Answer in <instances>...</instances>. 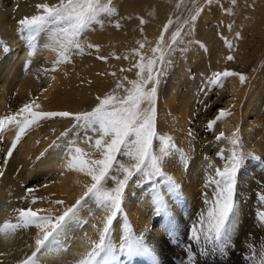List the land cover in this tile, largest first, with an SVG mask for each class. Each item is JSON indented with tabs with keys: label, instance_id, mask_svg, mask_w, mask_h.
<instances>
[{
	"label": "snow or ice",
	"instance_id": "6c2138e0",
	"mask_svg": "<svg viewBox=\"0 0 264 264\" xmlns=\"http://www.w3.org/2000/svg\"><path fill=\"white\" fill-rule=\"evenodd\" d=\"M192 3L195 4L196 0H192ZM205 3L211 4L212 0H205ZM232 3L235 5L236 0H232ZM35 9V14L18 20V32L27 42L30 55L36 53L38 38L41 35L47 36L48 43L45 47L56 53V59L45 72H55L60 65L73 63L75 56L99 53L100 45L86 43L84 37L87 32L95 30V26L103 28L105 19L117 30L122 27L121 19H132L131 16L113 19L119 16L113 0H55L52 3L45 0L36 4ZM202 11L203 8L197 6L187 18L169 17L151 47L150 54L144 51L145 42L137 41L138 47L130 50L134 63L128 69H120L121 72L135 69L136 78L129 80L125 76L117 80L112 91L95 98L97 102L91 110L45 111L37 102L39 98L35 97L16 112L0 117V140L5 132L15 130V138L2 161L5 167L17 145L33 125L40 121L67 120L71 127L61 132L57 140L70 135L74 138L64 145L62 168L68 172L82 174L91 181L85 185V190L74 203L66 204L61 199L50 202L64 209L59 215H53L52 209L16 208L14 211L17 215L13 219L0 223V236L5 239L21 229L35 227L38 230L34 250L24 259L18 260L17 264H42V256L57 250L66 251L61 248V241H66L71 230L82 228L88 223L81 216L85 209L92 213V219L100 225H92L98 231L99 238L90 241V251L76 261V264H119L122 257L154 256V250L145 241L143 234H137L131 228L123 210L125 193L130 182L138 187L148 186L156 215L168 218L165 225L166 234L175 237V225L169 216L166 197L179 199L182 193L181 186L165 167L170 165L173 157L178 155L183 162L186 156L171 135L158 132L156 104L159 86L173 63L172 57L177 52L186 51L187 44L191 43L186 37L191 35ZM137 19L140 32L143 33V25L147 21L142 16ZM227 27L230 30L232 25ZM224 39L228 49L234 51L233 42L228 41L226 37ZM235 39H242L240 32L235 33ZM130 56L125 55L123 59L129 60ZM112 58L121 59L115 54ZM235 58L234 55H228L226 59L233 61ZM96 59L107 63L109 57L97 55ZM107 74L116 76L115 72ZM228 77H238L241 84L248 79L245 74L225 70L214 73L209 84L222 86V81ZM87 83L92 82L89 80ZM231 115L230 110H219L216 117L207 122L206 129L213 131L218 121ZM188 135H192L191 131ZM222 139L229 140L231 152L227 157L224 150L217 153L225 163L222 168L215 169L214 176L209 177L208 184L214 187L212 198H205L207 207L190 228L192 243L187 251L192 252V256L189 258V264H195L196 246L200 247L201 255L210 252L224 253L230 246L239 217L235 188L237 173L245 158L239 129L230 137H225L223 132L215 136L217 142ZM81 143L87 145L90 151L80 147ZM120 157L125 159L121 160ZM4 175L5 173L0 171V177ZM109 181L112 182L111 187L107 186ZM33 191L31 188L26 189L28 194ZM22 199H27V196ZM257 200L259 206L256 217L260 226L264 227V190L257 193ZM36 202L33 197L31 203ZM89 204L95 205L96 210L103 215H95ZM120 217H123V226L120 243L117 245L113 232L114 224ZM249 251L250 261L254 264H264V243L260 244L259 250L250 244ZM6 255L7 253L0 252V257ZM0 264H3L2 260Z\"/></svg>",
	"mask_w": 264,
	"mask_h": 264
},
{
	"label": "bare ground",
	"instance_id": "6f19581e",
	"mask_svg": "<svg viewBox=\"0 0 264 264\" xmlns=\"http://www.w3.org/2000/svg\"><path fill=\"white\" fill-rule=\"evenodd\" d=\"M0 1V17L3 19L0 21V23L7 24L5 23L4 19L5 15H2V12H4L2 10L3 7L8 4L9 0ZM50 1L51 0H48V2ZM240 1L241 0H236V7L229 9V4L227 3L229 0L227 2L225 0H212L211 4H206L205 0H196L195 4L192 3V0H149L146 1V9L140 10L141 8H139L138 11L140 10V12L136 10L137 12L131 14L132 19H121L122 27L119 30L115 29V27L110 24L107 19H105L104 27H100V30L96 29L95 33H91V35L89 33L90 38L88 36L87 37L89 38V43L100 45V54L109 57V60L106 64L95 63V60V62L84 67L79 66V63H77V65L73 68L69 66V64H63L60 65L58 70L55 72H45V69L51 68L53 61L56 59V53L45 47V45L48 43V40H37L38 47L36 49V53L35 55H30V49L25 48L22 42L16 39L17 41L14 42V54L11 55L9 60L6 59L7 61L0 62V66L4 68L0 73V111H2L5 106L3 99L5 90L7 89L9 83L13 81V78L18 75L20 78L22 75H35V73L40 74L39 78L36 75L37 79H39L38 82H36L34 85H30L28 82H26V80L20 85L22 88L21 93L24 95V98L22 103L13 109L14 112H16L23 104L28 103L35 97L39 98L37 102L42 105V108L45 111H75L77 108L79 109L78 101H82V97L74 98L73 96H69L68 91H73V89L81 91L84 88V90H82L84 92L81 95L87 96L88 94L86 93H88V91L90 92L91 89L97 90L98 95H101L104 91H106V93L110 92V90L115 88L117 80L123 79L120 69L123 67L130 68L132 63H134V59H132L130 56V50L132 48L138 47V44L136 43L137 41H144V51L146 54L150 53L151 47H153L155 44V41L168 18H187L192 14L197 6L203 8V11L200 13L197 21L195 22L194 30L192 31L191 35L186 37V40H190L191 43L187 44L186 51L183 53L177 52L174 54L172 57L173 63L169 70L171 72V76L173 75L174 78L181 77L180 79L182 80V76L187 78L190 77V71L193 67L195 68V66H197L196 69H198L202 66L197 70V74H201L202 76V79L199 83L210 88L209 81L212 78V75L215 73L214 70L218 72L234 70L230 67L226 68V66H229L228 64L217 63L219 60L215 62L214 59H217V57L220 59V61L223 59L225 50L224 48L222 49V47H220L218 44V46L216 45L214 48L210 46V42H212V45H214L213 43L216 39L214 37L213 31L208 29V23H211V21L214 20L218 21V19H216L218 17L219 20L222 21L223 27H225V25H232L231 29L227 30L232 32L230 34L231 37L229 35L230 32H228L230 40L234 41L233 38L235 36V32H240L242 38L244 37L243 39L245 40V38L248 37L250 33L247 34L246 32L248 29L243 28V26L251 21V17L245 18L239 13L238 9H241L239 6ZM2 2H5L4 5ZM125 4H127L125 5V8H122L123 5L120 8V6L118 7L117 4H114L117 10H120L119 16L115 17L114 19L128 17L126 16V12L128 10L130 11V9L128 2ZM262 15L263 16H261L259 19L261 21L258 29H262L264 31V13ZM141 16L147 21V23L143 25V33L140 32L139 21L137 19V17ZM262 33L263 34L260 35L258 31L256 32V35L261 37V40L264 39V32ZM254 35L255 34H253V36ZM40 38L47 39V36L41 35ZM202 40H205V43L207 42V45L209 44L210 48L213 49L211 50L214 51V53H211L212 57L208 56L209 54H205L206 56L204 55V49L202 48L203 46L201 47L200 44ZM181 47L184 46L181 45ZM113 54L120 56L121 59L117 60L112 58ZM125 55H129L130 59L124 60L123 57ZM2 67H0V69ZM132 71H134V69ZM132 71L131 73L125 75L130 80H133L132 75L134 72ZM111 72H115L116 76L113 77L107 74ZM98 73H105V75H98ZM53 77H55V79H53ZM89 80L92 82L91 84L87 83ZM263 83V79L260 80L259 77L253 81L250 87H245L242 85L238 77H228L222 81V85H224V89L226 90V101L223 102L221 106L222 109L230 110L232 115L228 116L222 121H218L213 131H205L212 133V140L207 146H205L204 149H202V151L198 150L197 144H195L188 135L190 125V121L186 119L189 113L188 105L183 104L182 106L177 107L181 112L176 117H174L173 111V114L162 111L161 115L158 112L159 117H161L160 119L163 120L161 125H159V128H161L159 130L161 133H169L173 131L176 145L183 150V153L186 156V160L182 162L177 155L170 161V165H167L170 170L168 171L172 173L171 176H173L181 186L182 193L179 199L166 197L169 206V216L173 219L176 235L173 238L166 234L165 225L168 222V218L164 216L158 217L155 214L153 205L151 203V196L148 192L146 193L144 191L146 189L142 187L143 189H138L139 193L136 194V192H132L135 187L129 185L128 192L124 198L123 206H127L128 209L127 211L125 210L126 212L124 213H126L127 221L130 223V226L134 232L137 234H143L145 241L154 250V256L122 257L119 264H184L183 256L180 255L182 252L179 253L178 248L181 246V244H183L181 243V240L190 234V228L195 223L197 215L194 214V212L198 211L197 208L202 206H199L202 201L200 202L198 198H195L197 200H194V203L192 201L193 198L190 199L193 197V192H189L187 189H190L189 186L193 185H187L189 184L188 182L190 180L191 174L192 172H195V174H197L196 172L201 174V172L204 170L203 168L200 170L201 166H199L201 165L202 160L215 161L216 163L220 164V168L224 166L225 161L220 159L217 153L221 150H224V155L227 157L230 155L231 145L227 139H222L219 142L215 140V136L220 132H223L225 137H230L233 132L239 129V136H242L244 142L248 141V144L250 141H253L252 137L254 134L255 136H259L260 128L257 125L262 121V119L261 115L258 114L259 110L256 109V107L259 106L261 101L260 94L263 89ZM31 86H35V89L33 90L34 92L31 91L28 93L31 90L29 89ZM89 87L90 90L87 89ZM175 87L177 88V85ZM175 87L170 86L169 96L165 94L168 96L169 104L175 100ZM44 89H47V91H44ZM101 91L103 92L100 93ZM190 97L191 95H189V98ZM175 102L174 104L177 105ZM171 108L176 109L174 108V105ZM175 112L177 113V110ZM253 114H255L254 117L252 116ZM251 117H253L254 120H250ZM49 121L50 120L47 122ZM42 122L46 121H40L39 123ZM39 123L33 125L17 145L16 150L13 152V156L8 160L11 162V168L8 170L7 166L5 167L2 161L7 153L8 148L15 138V130L10 129L9 131L5 132L3 134V139L0 140V171L5 173L3 177H0V223H3L6 219H13V215H9L11 208H9L10 206L7 207L5 202L6 200H11V196L14 197V192L12 191L11 187L14 186L13 184L17 185V179L15 176L17 175L16 177H18V174H25V176H20L25 182L32 174H34L33 176L36 175L37 177H35L38 180L44 179V184L42 182L43 185L40 187L42 188V191L40 190V192H42L44 200H38V202L33 204V206L27 205V207H33V209H52L53 215H59L64 209L54 206L52 203H50L51 201L61 199L64 200L66 204H72L83 193L85 190V185L91 182L88 177L82 174L68 172L62 168V164L64 163L63 148L68 141H63L64 139L57 140L56 137V139L51 143L47 142L40 145V141L37 140L39 139L37 135L40 134L37 132ZM254 123L257 125H254ZM200 130H204V127L200 126ZM260 145L261 144H259V146ZM45 146L47 147L44 149ZM79 146L84 148L86 151H90L87 145L83 143H81ZM255 146L257 145L255 144ZM263 147L261 146L259 148H261V152H263L262 157L264 160ZM47 148H49V150ZM195 169H197V171ZM194 175L191 177V180L194 179ZM256 178H258V181L255 180V183L250 184V189H255L252 191L254 193L261 190L262 184L264 183V172L262 171ZM7 182L10 183L8 184ZM257 182H259V185H256ZM236 183H238V180ZM191 184H193V182H191ZM205 185H207L208 188ZM205 185L204 186L207 188H205L206 193L208 192L209 196L206 193L205 195L208 199H211L214 187L210 186L208 183ZM200 186L201 188H204L202 184ZM244 186L247 188V190L240 185L235 188V192L237 194L235 195V198L239 208V217L231 236V240L233 242L232 251L235 247L236 252L240 250L241 253H248L250 252V244L254 245L256 249H258L260 244L264 243V227L260 226L259 222H253V219L249 216L248 204L250 201H254V199L257 200V194L254 198L253 194L250 193V190L248 189L249 185L245 182ZM196 190L198 189L196 188ZM187 191L192 194L189 195ZM206 197L203 199L205 200ZM242 204H244V209L246 211L243 209ZM203 205L206 206L205 203ZM89 208L92 209L91 205H89ZM95 215L101 216L103 213L97 210ZM81 216L83 219L87 220L88 223L82 228H74L68 233L66 241H61V248L66 249V251L57 250L53 253L42 256V264H76V261L81 259L88 251H90V241H96L99 238L98 231L92 227L94 223L98 224V222L92 219V213H90L87 209L81 212ZM155 217H157L156 220L158 222L156 224H151L153 220L156 221ZM253 225L256 227V229L254 231H250L249 229L254 227ZM122 226L123 218L120 217L114 224L113 232L114 240L117 245L120 243ZM98 227H100L99 224ZM37 232L38 230L35 227H30L28 229L19 230L15 235L9 236L7 239H5L3 236H0V252L7 253L6 256L0 257V260L3 261V264H17L18 260H22L27 255H30L35 247L34 241ZM85 234L87 235L85 236Z\"/></svg>",
	"mask_w": 264,
	"mask_h": 264
},
{
	"label": "rangeland",
	"instance_id": "374dc122",
	"mask_svg": "<svg viewBox=\"0 0 264 264\" xmlns=\"http://www.w3.org/2000/svg\"><path fill=\"white\" fill-rule=\"evenodd\" d=\"M146 1H149V0H146ZM146 1L145 0H118V1L114 0L113 5L114 4L118 5L119 3H121L118 5V7L120 6V8H121V6L123 5L122 8H125V5H127L125 3L128 2V6H129L130 11L128 10L126 12L127 13L126 16L129 17V16H131L132 13L137 12L139 8H141L140 10L146 9L145 8L147 5ZM225 1L227 2L228 0H225ZM231 1L232 0H229V2H227L229 4V9H231L232 7H236ZM43 2H45V0H9L8 4L3 7L2 11H4V12H2V15H5L4 19H5V23H7V24L0 23V62L9 60L11 55L14 54V52H15L14 42L17 40L21 41L22 44L24 45V47L29 49L27 42L24 39H22L21 36L19 35L17 22H18V20H20L24 16H30V15L35 14L36 13L35 5L38 3H43ZM47 2H48V0H47ZM51 2H55V0H51L49 3H51ZM0 3H1V1H0ZM4 3L5 2H2L3 5H4ZM239 4H240L239 6L241 7V9H238V11L240 14H242V17H245V18L251 17V21L248 23L250 26L247 23H246V25L243 26V28L248 29L246 33L247 34L250 33L249 36L246 37L245 40L243 39L244 37L240 40H237V39H235V36L233 38L234 41L230 40V37H231L230 34L232 32L227 31L228 27L226 25H225V27H223L222 21L219 20V18L217 17L216 19H218V21L214 20V21H211V23L210 22L208 23V29L213 31L214 37L216 39L213 43L214 45H212V42H210V46L212 48H214L218 44V45H220V47H222V49L224 48L225 54L223 56V59H221V61H220V59L217 57V59L216 58L214 59L215 62H217L219 60L217 63L229 65V66L225 65L226 68L230 67L231 69H233L237 73L245 74L248 79L242 85H244L245 87H248V86L250 87L252 85L253 81L258 77L260 80L263 79V82H264V39L261 40V37L256 35L257 31L260 33V35L263 34L262 32H264L262 29H258V26H259L260 21H261L259 19L261 18V16H263L262 14L264 13V1L263 0H241ZM33 6H34V8H33ZM140 10L138 12H140ZM118 12H120V10H118ZM220 12H222V11H220ZM258 12H260V13H258ZM246 14H248V15H246ZM1 20H3V19L0 17V21ZM96 29L100 30V27L98 28V26H95V30L89 31L87 34H85L86 35L84 37L85 42L87 41V43H89L90 35H91V33L92 34L95 33ZM249 29H250V31H249ZM228 32H230L229 33L230 37L228 36ZM89 33H90V35H89ZM253 34H255V35L253 36ZM225 37L228 38L227 39L228 41L233 42V44L235 46L234 51H230L228 49L227 43L224 39ZM46 40L47 39H43L40 37L38 38V41H46ZM200 44H201V47L203 46L202 48L204 49V55L209 54L208 56H211L212 55L211 53H214V51H211L213 49L210 48L209 44L207 45V42L205 43V40L204 41L202 40L200 42ZM209 49H210V51H209ZM148 54H150V53H148ZM97 55H102V54H100V52L98 54L93 52L92 56L87 55V54H85L83 56H75L73 59V63L69 64V66H71L73 68L74 66L77 65V63H79V66L84 67L86 65L88 66V64L93 63L95 61H96L95 63L106 64V63L96 59ZM228 55H234L236 57L235 60L228 61L226 59ZM225 66H224V68H225ZM0 67H2V66H0ZM123 68L128 69V67H123ZM169 68L167 69L166 76L162 78L161 84L159 86L160 89H158V99H157V104H156V107H157V130H158V132H161L159 130V129H161V128H159V125H161V122L163 121L160 119L161 117H159V113L161 115L162 111H165V112H168L171 114H173V112H174L173 115H174V117H176L181 112L180 110H178L177 107L182 106L183 104H186L189 106L188 107L189 113H188V117H186V119L188 121H190V125L188 124L189 125V131H191V133H192V135L190 137L194 141V143L197 144L198 150L202 151V149H204L205 146H207L209 144V142L212 140V133L205 132V131H207V129H206L207 122L209 120L214 119L216 117V115L218 114V111L220 109H222L221 105L223 102L226 101V99H225L226 90L224 89V85L221 86V85H211L210 84V88H208L207 86L200 84L199 82L201 81L202 76H201V74H197V70L200 69V68L196 69L197 66H195V68L193 67L191 69V71H190L191 75L189 74L190 77L187 78V77L182 76L183 81L180 79L181 77L180 78H174L173 75L171 76L170 75L171 72H170ZM3 69H4L3 67L0 69V73L2 72ZM135 71H136L135 69H134V71H132V72H134L132 75L133 79L136 78ZM214 72L217 73L218 71L214 70ZM121 73H122L121 76L125 77V75L131 73V71L130 72L125 71V72H121ZM36 75L39 78L40 74H38V73H35V75L33 74L30 76H28V74L22 75L21 78L19 75H18L19 77L14 76L15 78H13V81H11L9 83L7 89L5 90V95L3 97L5 106H4L3 110L0 111V117H2L4 115L12 114L14 112L13 109L22 103L24 95H22V93H21L22 88L20 87V85L22 84V82L24 83L26 80H27L26 82H28L30 85H34L39 80V79H37ZM260 76H261V78H260ZM0 80H1V78H0ZM176 85H177L178 89L175 87ZM170 86L175 87V89H174L175 90V95H174L175 100H173V101L175 102L177 100L175 102L177 105H175L174 102H171V104L168 103ZM77 87H79V86H77ZM0 88H1V81H0ZM29 89H31V90L28 93H30L31 91L34 92L33 90L35 89V86H31V87H29ZM87 89L90 90V87ZM82 90H84V88ZM82 90L79 91V90L73 89V91L72 90L68 91L69 96H73L74 98L75 97H82L81 98L82 101H78L79 102V105H78L79 109L77 108L73 112L91 110V108L94 107L96 102H97L95 98L97 96H102V95L106 94V91H104L105 93L103 91H101L100 93H102V92L103 93L101 95H98L97 90L91 89L90 92L89 91H88V93L85 92L86 94H88V96L87 95H81L84 92ZM110 91H112V90H110ZM165 94H167L168 96ZM261 94H260L261 101H260L259 106L256 107V109L259 110L258 114L261 115L262 121L259 122L258 125L256 123H254V125H257L260 128L259 129L260 134H259V136H257V135L255 136V134H254L252 137L253 141H250L249 144L247 143L248 141L244 142V140L242 139V136L240 137L241 145H242V148L244 151L245 158H244V163L242 164L239 172L237 173L238 183H236V187L240 185L241 187L245 188L244 183L246 182L249 185L248 189L250 190V193L253 194L254 198H255V195L257 193H259L261 190H264V183L262 184L260 191H256L254 193L252 191H254L255 189H250L251 188L250 184H253L256 181H258V178H256V177L262 171L264 172V162H263L264 160L262 157L263 152H261V148H259L261 146L262 147L264 146V132H263L264 131V83H263V89H262ZM189 95H191L190 98H189ZM190 102H192V103H190ZM173 105H174V108H176V109L171 108V107H173ZM174 110L175 111L177 110V113ZM252 116L254 117L255 114H253ZM253 117H251L250 120H254ZM199 125L203 126L204 130H200ZM69 127H71V124L69 121L60 120V119H55V120H50L49 122L46 121V122L39 123V126L37 128V132L40 134L37 135V137L39 138L37 140L40 141V145L47 143V142L51 143L53 140L56 139V137L59 136V134L61 132H63L66 128H69ZM166 134H169V135L173 136V138H174V132L173 131L166 133ZM73 138L74 137L72 135H70L69 137L64 138L63 141H68V140L73 139ZM255 144L257 146H255ZM259 144H261V145L259 146ZM47 146H45L44 149ZM47 149L49 150V148H47ZM119 159L124 160L125 158L120 157ZM0 161H1V159H0ZM199 166H201L200 170L202 168L204 170L201 172V174H198V172H196L197 174H195V172H192L191 177H193L194 174L196 175V177L194 175L193 180H191V177H190V180L188 182L189 184L187 185V186L193 185V186H189L190 189H187V190H189V192H193V197L190 198V199L193 198L192 199L193 203L195 202L194 200H197L195 198H198V200H200V202L202 201L201 202L202 204L201 203L199 204V206L200 205H202V206L198 207L197 208L198 211L194 212V214L197 215L195 223L197 221V218H199V216L201 215V213L205 210V208L207 206L206 204H205L206 206L203 205L205 203V200L203 198L206 197L205 193H206V189L208 188L207 185H205V184L208 183L209 177H212L215 175V169L218 167L220 168V164L216 163L215 161H211V160H204V161L202 160V163ZM188 167H189V165H188ZM10 168H11V162L8 161L7 170ZM165 170H167V172L170 171L169 167L167 165L165 167ZM195 170L197 171V169H195ZM169 174L172 175L171 172H169ZM18 175H19L18 177H16L17 175L15 176V178L17 179L16 180L17 185L13 184L14 185V186H12L13 188L11 187L12 191L14 192V195H13L14 197L11 196L12 199L11 200L9 199V201L6 200V202H5L7 207L10 206L9 208H11L10 209L11 214L9 212V215H13L14 217L17 215V213L14 211V209L25 208V207H27V205L33 206V204L31 203L33 197L36 198L37 202H38V200L39 201L44 200L42 192H40V190L42 191V188H40V187H41V185L44 184V182H43L44 179L38 180L36 178L37 176L35 175L36 176L35 177V176H33L34 174H32L31 175L32 177L31 176L28 177V180H26V182H25L24 179L22 180V177H20L23 175L25 176V174H23V175L18 174ZM197 176H200V177H197ZM242 178H243L244 182L242 181ZM248 180H250L251 182ZM10 182H7V183L9 184ZM42 182H43V184H42ZM191 182H193V184H191ZM199 182H202V183H199ZM196 184L198 186H200L201 184L203 186L205 185L207 188L205 186H204V188L203 187L201 188V186L198 187ZM129 185H132V187H135L132 192H136V194L139 193L138 189H143L142 187L136 186L135 183H132V182H130ZM256 185H259V182H257ZM107 186L111 187L112 182L109 181ZM195 187L198 190H196ZM28 188H31L34 191L31 194H28L26 192V189H28ZM144 188L146 189L144 191L146 193L148 192L150 194L148 186H145ZM191 189H193V190H191ZM204 189H205V191H204ZM245 189L247 190V188H245ZM199 190H201V191H199ZM127 192H128V188L126 190L125 195L127 194ZM189 192L187 191V193H189ZM210 192H209V194L211 195ZM191 194L192 193H189V195H191ZM206 194L208 195V192ZM133 195H131V196H133ZM235 195H237L236 192H235ZM26 196H27V199H22L23 197H26ZM150 196H151V194H150ZM195 196H198V197H195ZM89 205H91L93 212L96 213L97 210L95 208V205H93V204H89ZM242 205H243L242 207L244 209L245 206H244V204H242ZM248 205L247 206L249 208V216L253 219V222L254 221L259 222L257 220V217H256V211H257V208L259 206L258 200L254 199V201H250V203ZM125 207H123L124 212H126L128 209L127 206H125ZM13 216H12V218H14ZM156 219H157V217H155V220ZM157 222H158L157 220L156 221L153 220L151 222V224H153V223L156 224ZM151 224H150V226H151ZM255 229H256V227L254 226V227H251L249 230L254 231ZM181 243H183V244H181V246L178 248V252L179 253L182 252L180 255L183 256V263L189 264V258L192 256V252L187 251L189 245L192 243L190 241V234L187 235L186 238L184 237L181 240ZM232 244H233V242L231 240L230 246L222 254L210 252L209 254H206V255H201L200 254V247L196 246L194 249V251L196 253L195 264H254V262L249 260L250 252H248V253L242 252L241 253L240 250H238L236 252L235 247L232 251V248H233Z\"/></svg>",
	"mask_w": 264,
	"mask_h": 264
}]
</instances>
